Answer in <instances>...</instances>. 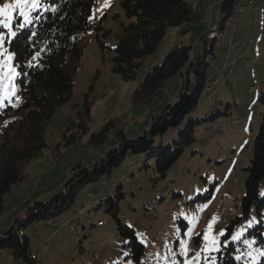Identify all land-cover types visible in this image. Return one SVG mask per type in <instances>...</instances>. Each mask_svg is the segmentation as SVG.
Masks as SVG:
<instances>
[{
    "label": "rangeland",
    "instance_id": "1",
    "mask_svg": "<svg viewBox=\"0 0 264 264\" xmlns=\"http://www.w3.org/2000/svg\"><path fill=\"white\" fill-rule=\"evenodd\" d=\"M186 1L194 9L190 27H170L156 50L145 57L135 78L125 81L110 69L114 55L111 47L116 42V20L129 21L130 18L124 15L120 0H95L91 20H100L108 33L103 36L102 31L90 28L84 34L83 55L75 75L72 97L57 108L46 124L43 133L45 147L41 154L23 162L25 177L14 184L6 195L0 220L10 214L12 224L16 217L24 215L28 205L46 200L61 191L68 177L73 176V181L77 179L79 172L71 173L74 168L100 165L106 151L119 146L118 130L129 138L142 135L150 127L153 117L166 105L173 104L186 90V75H175L165 79L162 86L150 96L133 99V92L146 71L162 63L165 55L175 46H191L193 54L197 51L194 50L197 38L202 39L198 48L203 41H210L202 37L206 32L200 20L209 2L214 0ZM10 2L12 0H0V5ZM256 4L260 10L248 9L241 13L234 35L238 45H235L236 48L252 39V44L245 45V49L256 50L255 55L242 50L245 57L239 58L235 66L229 64L222 72L221 64L228 57L224 45L229 37L222 29L224 32L217 38L219 40L215 43L213 56L208 58L210 64L207 76H219L224 84L218 87L217 94L216 84L213 91L204 88L194 117L201 119L216 110L228 114L218 116L215 121L207 120L196 128V141L185 148L183 155L167 172L166 178L158 184L161 191L158 193L160 198L157 206L148 207L149 200L157 195L156 187L151 186L153 162L149 160L144 167V154L127 155L109 176L83 186L78 191L74 205L59 216L44 221L54 222L50 234L44 230L47 224L39 225L41 222L25 229L29 238V252L33 256L37 255L44 243L47 246L45 253L40 254L44 257L38 258L35 264H216L218 250L222 247L219 233L221 230L225 232L230 221L241 213L240 200L246 176L244 167L249 164L257 124L263 111V106L258 104L259 92L255 90L249 93L252 85L261 83L264 87V0H258ZM39 5L35 11L29 12L30 19L38 9L44 8L41 0ZM13 16L14 20L19 21L12 26V30L18 31L17 25L24 21L16 13ZM182 28L189 30L181 33ZM97 34L104 44L102 48L99 47ZM0 53V61H6L0 64V77H5L0 81V96L11 93L10 103L20 104L23 97L15 80L17 68L4 40L0 44ZM229 68L233 70L232 73ZM9 69H14L13 75H8ZM193 82L194 78H190L189 84ZM5 101L9 102L5 99L3 103ZM85 101L89 105L87 120L83 115ZM203 103L206 105L200 109ZM80 114L87 130L83 135L69 140L67 130L72 122L80 119ZM109 121H113V125L105 140L98 144L91 143V134ZM219 128L222 130L217 134ZM0 129H4V126L1 125ZM212 132L217 135L209 138ZM173 133H177V130L170 128L168 134ZM2 138L0 134V141ZM67 140L69 142L66 144ZM172 188L174 193L170 192ZM120 190L124 197H119L118 218L133 229L138 240L146 246L139 262L126 258L128 238L121 236L113 216L106 211L108 203L94 205L97 201L94 196L100 199L113 191L112 196L117 197ZM260 192H264V186ZM84 206H89V209L84 210ZM75 218L76 227L71 230L68 222ZM258 221V214L253 211L234 226L229 238H225L228 242L232 240V235L242 230L238 240L243 247L236 252L239 259L235 264L264 262V247H253L256 238L247 235L248 227ZM205 235L208 236L207 241ZM18 263L26 264L22 260L18 262L9 250L0 252V264Z\"/></svg>",
    "mask_w": 264,
    "mask_h": 264
},
{
    "label": "trees",
    "instance_id": "2",
    "mask_svg": "<svg viewBox=\"0 0 264 264\" xmlns=\"http://www.w3.org/2000/svg\"><path fill=\"white\" fill-rule=\"evenodd\" d=\"M94 3L95 0H41L44 8L33 13L32 22L19 28L15 37L10 36L7 29L0 27V33H4L5 37L4 44L13 55L17 68L15 80L23 97L20 104L5 101V106L0 107V126H4V129H0L3 137L0 141V218L6 195L14 184L25 177L23 162L41 154L45 147L43 133L46 124L57 108L72 97L75 75L83 55L84 34L90 28L102 31L103 36L108 33L100 20H91ZM230 5L231 1H227L223 6L224 10L229 12ZM120 6L130 20H116V42L111 47L114 55L110 69L121 79L128 81L135 78L145 57L156 50L170 27L190 24L194 9L186 0H120ZM17 21L19 19L13 20V27ZM97 39L99 47H104L99 34ZM218 40L212 39L207 43L204 41L193 54L191 46L177 45L165 55L162 63L146 71L133 92L134 100L155 93L165 79L175 75H186V90L173 104L166 105L153 117L150 127L142 135L129 138L118 130L119 146L108 149L100 165L74 168L71 173L79 172L75 181L73 176L68 177L61 191L46 200L28 205L24 215L16 217L11 226L0 233V252L9 250L18 262L22 260L26 264H35L38 258L29 252V238L25 229L34 223L59 216L74 205L78 191L83 186L109 176L127 155L144 154V167L149 160L152 161L154 177L151 186H159L171 166L183 155L185 148L196 141V128L207 120L215 121L218 116L228 114L226 111L216 110L201 119L194 117L206 87L210 64L208 58L213 56ZM37 52L40 55L34 60ZM190 78H194L191 84ZM258 103L263 106V111L257 125L249 164L244 167L246 176L240 200L241 213L230 221L225 235L221 236L222 247L218 250L216 264L236 263V252L243 247L242 242L230 240L223 244L222 240L229 238L234 226L249 217L253 211L258 214L259 221L248 227L247 235L256 238L253 247H264V192H260L264 186V91L259 93ZM85 104L83 115L87 120L89 105L86 101ZM79 118L67 130L69 140L83 135L87 130L81 114ZM112 125L113 121H109L92 133L90 142L98 144L104 141ZM170 128L176 129L177 133L168 134ZM221 130L219 128L220 132ZM170 192L174 193V189ZM112 193L109 192L100 199L95 196L97 201L94 205L108 203L106 211L113 216L121 236L128 238L129 251L126 258L139 262L146 246L138 240L135 231L118 218L119 197H124L122 191L116 194L117 197H113ZM159 197L160 195L158 199ZM152 199L149 200L148 207L155 208L159 200L151 203ZM86 209L89 207L84 206V210Z\"/></svg>",
    "mask_w": 264,
    "mask_h": 264
},
{
    "label": "snow or ice",
    "instance_id": "3",
    "mask_svg": "<svg viewBox=\"0 0 264 264\" xmlns=\"http://www.w3.org/2000/svg\"><path fill=\"white\" fill-rule=\"evenodd\" d=\"M39 0H12L10 3H5L3 5H0V27H3L8 30V34L10 36L15 37L17 35L16 31L12 30V22L14 20L13 13H16V15L23 18V23L18 24L17 26L19 28H24L26 25L30 24L32 21L29 16L30 11H35L39 7ZM107 4H105V7ZM4 35L3 33H0V44L3 43ZM6 51V50H5ZM2 55V53H0ZM40 53L37 52L36 55L33 57V59H37L39 57ZM10 58V57H9ZM6 63V61H0V64ZM14 69H9L8 75H13ZM5 77H0V81H2ZM11 93H6L4 96H0V107H4L3 101L7 99L10 103L11 99ZM209 228H211V223L209 224ZM220 236H224L225 232L223 230L219 233ZM242 235L241 232H237L236 234L231 236V239L233 241H236L240 239V236ZM205 241L208 240V236H204ZM183 243V242H182ZM213 243L215 244V238H213ZM224 243H227V239H225ZM264 255V253H262ZM197 256H199V253H197ZM239 259V257H237Z\"/></svg>",
    "mask_w": 264,
    "mask_h": 264
},
{
    "label": "built area",
    "instance_id": "4",
    "mask_svg": "<svg viewBox=\"0 0 264 264\" xmlns=\"http://www.w3.org/2000/svg\"><path fill=\"white\" fill-rule=\"evenodd\" d=\"M223 1H231V11H232V19L230 20V25H227V33L229 35L227 41H226V44H225V48H226V54L225 55H228L230 49H232L233 47H235V45H237V40L234 39V35H235V32H236V24H237V21L241 15V13L246 10V9H249L251 11H255L258 9V5L255 4L253 7L251 8H244V5H243V0H217V4H216V12L213 14V18H205V15H203V19H202V22L203 21H210V31L209 33H204L203 34V39L204 38H213V35H214V27L216 25V23H218V15L220 13V9L223 8ZM201 22V23H202ZM201 40V38H197V43ZM252 41V39H248V43L250 44ZM222 66V72L227 69V63L226 62H222L221 64ZM229 70L231 71V69L229 68ZM218 82V78L216 76H209V91H213L214 89V84H216ZM259 104V103H258ZM231 125V123H230ZM217 134L220 133V131H217L216 132ZM214 132H212L209 136V138H211V136H216V135H213ZM161 191L160 189V186H156V192L155 193H159ZM95 197V196H94ZM151 207V206H150ZM75 220H70L68 222V226L71 230H74L75 227H76V224H75ZM104 222V221H102ZM46 243H44L40 249H38V252L39 251H44V249L47 247L45 245ZM38 252H37V258H38Z\"/></svg>",
    "mask_w": 264,
    "mask_h": 264
},
{
    "label": "crops",
    "instance_id": "5",
    "mask_svg": "<svg viewBox=\"0 0 264 264\" xmlns=\"http://www.w3.org/2000/svg\"><path fill=\"white\" fill-rule=\"evenodd\" d=\"M243 1H246V0H243ZM252 2H253V4L255 5L256 4V2H258V0L257 1H253V0H251ZM259 1H263V0H259ZM258 5V4H257ZM246 8H250V7H246ZM246 10H248V9H246ZM257 10H260V7H259V5H258V9ZM256 11V10H255ZM244 12V11H243ZM202 25V24H201ZM257 25L258 26H260L261 24L260 23H257ZM188 27H190V24L188 25ZM186 29H188L189 30V28H186ZM188 30L187 31H185V32H188ZM252 30H255V29H252ZM182 31H183V28L181 29V33H182ZM236 33V32H235ZM202 40V39H201ZM200 40V41H201ZM195 41V40H194ZM200 41L198 42V43H200ZM204 42V41H203ZM198 43L195 45V48H194V50H198L199 48L197 47L198 46ZM250 44H252V43H250ZM247 41H246V43H244V44H241V46H240V48H236L237 46H235V47H233L232 49H230V51H229V53H228V57H227V59H226V63H227V66L229 65V64H233L234 66H235V62L237 61V60H239V58H243V57H245V55H244V53L245 52H243L242 50H248L249 52H252L254 55H255V51L256 50H254V49H252V51H250L249 49H245V47L246 46H248V45H250ZM202 45V44H201ZM246 45V46H245ZM197 47V48H196ZM224 47H225V45H224ZM231 52H232V54H231ZM226 54V53H225ZM231 55L233 56V58H231ZM224 58H225V56H224ZM224 60V59H223ZM224 72V71H223ZM231 73L233 72V70L232 71H230ZM218 78V82L216 83V93L215 94H217L218 93V91H217V89H218V87H220L221 86V84H224V82H223V80L218 76L217 77ZM226 82V81H225ZM228 82V81H227ZM260 82V81H259ZM256 90V92L258 91L259 93L261 92V91H264V87L263 86H261V83L259 84H256V85H252V90H251V92H249V93H252L253 91H255ZM259 93H258V95H259ZM215 94H213L212 95V97L215 95ZM221 103V101H219V104ZM210 104V106H212L213 105V103H209ZM204 105H206V103H203L202 104V106H201V108L200 109H202L203 107H204ZM208 105V104H207ZM257 105V104H256ZM208 107V106H207ZM210 108V107H209ZM258 125V124H257ZM13 209V208H12ZM16 210H18V209H16ZM16 210H12V211H15L16 212ZM10 215V214H9ZM9 215L8 214H6V215H4L3 216V218L0 220V223H1V221H3L2 222V224L3 225H5V224H8L7 226H11V224H10V222H11V218L9 217ZM70 216V215H69ZM5 218V219H4ZM14 221V220H13ZM13 223V222H12ZM41 224H47V226H45V228H44V230L48 233L49 232V230H52V227H53V225H54V222H53V220H51V222L49 223V222H44V221H41V223L39 224V225H41ZM3 225L1 226V228H0V230H6V229H8L9 227H7V226H5V227H3ZM2 232V231H1ZM51 232H49V234H50Z\"/></svg>",
    "mask_w": 264,
    "mask_h": 264
},
{
    "label": "bare ground",
    "instance_id": "6",
    "mask_svg": "<svg viewBox=\"0 0 264 264\" xmlns=\"http://www.w3.org/2000/svg\"><path fill=\"white\" fill-rule=\"evenodd\" d=\"M227 1H223V6L225 5ZM216 4H217V0H214L212 2H209V5H208V9L206 11V13L204 14L205 15V18H213V14L216 12ZM243 5H244V8L246 7H253L254 4L251 0H247V1H243ZM231 6V5H230ZM225 8L223 7L222 9H220V13L218 15V23H216L215 27H214V35H213V38H207L208 40H212V39H217L219 37V34L220 33H223L224 31L227 32V25H230V20L232 19V11L230 9V11L228 12L227 10H224ZM203 19V18H202ZM202 22V20H200ZM205 27V32L206 33H209L210 31V21H203L202 22ZM223 23V28H221V25ZM222 29H224V31H222ZM206 39V38H205ZM252 43V41H251ZM205 89L208 91L209 90V76L207 77V84H206V87ZM160 193V192H159ZM157 195L152 199L151 203H156L158 201V193H156ZM160 198V197H159ZM89 207V206H88ZM44 251H39L38 252V258L39 259H42L44 257H41V253L43 254ZM45 253V252H44Z\"/></svg>",
    "mask_w": 264,
    "mask_h": 264
}]
</instances>
